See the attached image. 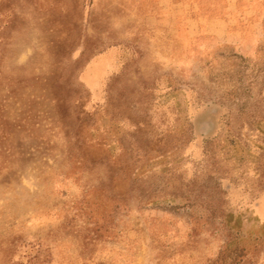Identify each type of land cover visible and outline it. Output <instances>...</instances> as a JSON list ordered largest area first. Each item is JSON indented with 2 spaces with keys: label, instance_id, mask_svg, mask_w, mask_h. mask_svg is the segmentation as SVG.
I'll return each mask as SVG.
<instances>
[{
  "label": "rangeland",
  "instance_id": "374dc122",
  "mask_svg": "<svg viewBox=\"0 0 264 264\" xmlns=\"http://www.w3.org/2000/svg\"><path fill=\"white\" fill-rule=\"evenodd\" d=\"M262 46L264 0H0V264H211L224 227L190 217L208 207L143 209L133 173L149 164L145 189L165 188L208 139L227 143L241 113L215 101L254 82L236 55L257 62ZM222 185L264 223V193Z\"/></svg>",
  "mask_w": 264,
  "mask_h": 264
},
{
  "label": "trees",
  "instance_id": "16d2710c",
  "mask_svg": "<svg viewBox=\"0 0 264 264\" xmlns=\"http://www.w3.org/2000/svg\"><path fill=\"white\" fill-rule=\"evenodd\" d=\"M260 53L261 56L257 62H251L249 58L236 55L243 61L246 68L254 67L251 68V77L254 82L243 87H233L226 96L215 101L227 106L236 105L241 113L240 130L232 131L227 143L225 141L217 143L214 138L208 139L203 147L201 158L194 164L193 175L188 177L186 173H181L182 170L180 171L177 165L174 177L170 174L165 188L145 189L144 180L152 171L149 169V164L144 163L133 173V189L131 190L141 194L140 207L143 209L180 212L184 207H208L209 210L205 209L199 213L193 212L194 207L190 217L203 226H212L219 221L224 227V244L211 264H245L247 260L257 257L264 251V223L253 222L251 226H248V222L252 221H250L251 217L244 215L239 201L236 200L233 203L232 198L227 197L229 189L222 185L223 179H229L232 185L238 186L242 183L244 192L250 195L251 201L257 200L264 193V46L261 47ZM255 86L258 87L257 98L253 97L252 93ZM107 91L111 99L113 87L108 85ZM91 117H93V125L96 126L97 133H93L92 138L88 137L87 142H90L95 149L94 155H99L102 150L97 112H94ZM113 125L112 118L110 126ZM105 133L107 135L105 139L109 141L107 149L109 158L113 165H117L119 161L116 158V148L113 143L114 131L110 128ZM139 149L142 151L135 150V152L144 160L145 156L142 153H146V150L143 147ZM133 169V167H127V177L132 175ZM202 196H204L202 200L205 199L206 203L201 202L195 205L197 199ZM194 199H196L195 202H193ZM112 200L117 213L126 209L128 203L126 199L113 198ZM240 200L243 202V199ZM101 201L97 197L94 203L99 204ZM102 205L103 210H107L104 202ZM255 220L258 221L257 218ZM35 246L37 249L35 258H38V254H41V244Z\"/></svg>",
  "mask_w": 264,
  "mask_h": 264
}]
</instances>
